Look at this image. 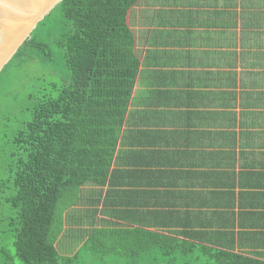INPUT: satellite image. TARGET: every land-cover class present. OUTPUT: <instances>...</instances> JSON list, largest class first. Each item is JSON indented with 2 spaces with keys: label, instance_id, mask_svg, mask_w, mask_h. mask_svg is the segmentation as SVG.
I'll use <instances>...</instances> for the list:
<instances>
[{
  "label": "trees",
  "instance_id": "1",
  "mask_svg": "<svg viewBox=\"0 0 264 264\" xmlns=\"http://www.w3.org/2000/svg\"><path fill=\"white\" fill-rule=\"evenodd\" d=\"M137 2L62 0L0 72L26 63L46 72L30 85L26 118L0 141L9 184L1 183V191L10 190L0 201L1 233H10L14 249L8 255L2 248V264H264V253L241 252L226 215L212 224L215 214L180 212L173 191L162 193L159 210L140 212L139 221L136 211L130 214L139 227L92 230L83 253L70 257L55 249L58 212L61 224L60 211L72 206L76 189L89 180L103 182L109 172L139 70L126 24ZM233 6L226 0L228 11ZM241 8L243 37L261 47L264 0H241Z\"/></svg>",
  "mask_w": 264,
  "mask_h": 264
},
{
  "label": "crops",
  "instance_id": "2",
  "mask_svg": "<svg viewBox=\"0 0 264 264\" xmlns=\"http://www.w3.org/2000/svg\"><path fill=\"white\" fill-rule=\"evenodd\" d=\"M233 4L138 0L129 9L139 70L109 172L79 186L63 215L80 245L94 229L141 226L130 214L139 221L173 191L180 212L215 214L212 224L226 215L243 245L235 251L264 253V44L243 37L241 0Z\"/></svg>",
  "mask_w": 264,
  "mask_h": 264
},
{
  "label": "rangeland",
  "instance_id": "3",
  "mask_svg": "<svg viewBox=\"0 0 264 264\" xmlns=\"http://www.w3.org/2000/svg\"><path fill=\"white\" fill-rule=\"evenodd\" d=\"M16 67L8 68V70L4 71L0 75V141L5 140L7 137L11 136V134L18 127V124L22 119H25V109L24 101L25 97H27L28 92L32 89L30 85H35L38 76L41 74H46V72L42 70H38L35 64H23L19 71L15 72ZM65 71H62L64 74ZM3 116V117H2ZM0 154V201L5 198L9 194V189L3 188L1 191V183H5L6 175L5 168L3 166ZM9 185L8 183H5ZM11 187V186H10ZM12 188V187H11ZM64 210L60 211L61 220H63L60 224L59 222V212L57 215V225L61 226V232L58 238L55 241V249L57 250L59 256L61 258L70 257L75 255L76 251L81 248L79 244L82 240L81 236H77L74 233L76 230H71L70 232L66 231L68 229H64L66 223L64 221ZM3 212V208L0 206V218ZM69 226H73L74 224L69 222ZM4 230L3 226L0 225V237H4L5 240L0 244V264H2L1 259L5 256V254L1 253L2 248L6 249L8 255L14 254V249L10 240V233L7 235L1 233ZM95 230V229H94ZM82 250V249H80ZM83 253L82 251H80ZM112 264V263H108Z\"/></svg>",
  "mask_w": 264,
  "mask_h": 264
},
{
  "label": "water",
  "instance_id": "4",
  "mask_svg": "<svg viewBox=\"0 0 264 264\" xmlns=\"http://www.w3.org/2000/svg\"><path fill=\"white\" fill-rule=\"evenodd\" d=\"M62 0H0V72Z\"/></svg>",
  "mask_w": 264,
  "mask_h": 264
}]
</instances>
